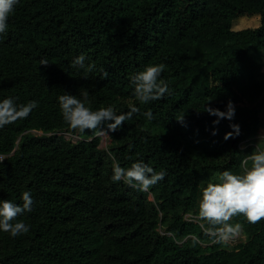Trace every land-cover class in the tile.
<instances>
[{
  "label": "trees",
  "instance_id": "1",
  "mask_svg": "<svg viewBox=\"0 0 264 264\" xmlns=\"http://www.w3.org/2000/svg\"><path fill=\"white\" fill-rule=\"evenodd\" d=\"M255 16L258 26L234 28ZM7 23L0 101L38 106L0 128V201L22 205L25 191L34 201L17 217L27 233L0 230V264H264V219L233 217L242 231L230 244L198 218L207 184L225 170L244 174L264 150V0H19ZM80 55L85 69L72 67ZM150 64L165 65L171 94L141 104L131 77ZM85 91L92 110L140 109L106 147L104 131L63 119L58 97ZM210 99L221 111L232 101L234 118L214 125ZM231 124L240 133L225 140ZM138 160L164 179L146 191L112 180L114 164Z\"/></svg>",
  "mask_w": 264,
  "mask_h": 264
},
{
  "label": "clouds",
  "instance_id": "2",
  "mask_svg": "<svg viewBox=\"0 0 264 264\" xmlns=\"http://www.w3.org/2000/svg\"><path fill=\"white\" fill-rule=\"evenodd\" d=\"M18 3L19 0H0V34L8 30L9 16ZM85 59L83 55L76 57L72 67L85 69ZM40 64L47 66L49 63L46 59H41ZM164 70V64H150L131 77L135 97L141 104L171 94L169 84L160 79ZM107 75L106 71L103 72L104 77ZM81 95L83 99L68 93L58 97L64 121L72 130H79L81 133L86 130L115 132L126 120L131 119L133 114H140V109L134 105L129 106L127 113L120 114L112 106L92 110L86 106L88 93L85 91ZM211 101L210 99L205 103L204 111L217 117L213 121L214 125L219 124L221 118L229 120L234 118L235 107L232 101H228L226 111L211 107ZM37 106V101L17 104L14 98L3 99L0 101V128L27 118ZM142 114L149 120L153 118L151 111ZM183 119L182 116L178 120L183 123ZM105 122H108L106 129L101 127ZM230 127L233 131L225 134V140L240 133L238 124H231ZM213 134H216L215 131ZM248 160H251V166L244 174H233L225 170L220 174L218 183L209 182L202 191L198 218L208 222L210 227L204 231L214 239V242L228 243L239 236L242 225L229 223L237 215L242 214L252 224L264 219V150L253 153ZM165 175L164 171L157 172L143 160H138L127 169L114 164L112 180L114 182L123 180L137 190L146 191L163 180ZM22 200V205L10 200L0 201V230L10 233L13 237L29 231V226L17 220V217L25 212H31L34 201L28 191L23 192Z\"/></svg>",
  "mask_w": 264,
  "mask_h": 264
},
{
  "label": "rangeland",
  "instance_id": "3",
  "mask_svg": "<svg viewBox=\"0 0 264 264\" xmlns=\"http://www.w3.org/2000/svg\"><path fill=\"white\" fill-rule=\"evenodd\" d=\"M258 24H259L258 17L255 16V17H251V18L241 19L240 21H238L234 24V28L235 29H241V28H246V27H256V26H258ZM258 76H259L258 78L264 82V63H263L262 70ZM261 116H262L263 122H262V126L259 130V137L257 140L260 142H263V146H264V106H263ZM108 134L109 133H106L105 131L100 133V135L102 136L101 147L102 146L106 147L107 144L110 142V137ZM64 135L67 138H70L74 141L78 139V136L76 134H72L71 132L64 133ZM186 217H189V214H186ZM229 242H230V244H235L236 238L233 240H230Z\"/></svg>",
  "mask_w": 264,
  "mask_h": 264
},
{
  "label": "built area",
  "instance_id": "4",
  "mask_svg": "<svg viewBox=\"0 0 264 264\" xmlns=\"http://www.w3.org/2000/svg\"><path fill=\"white\" fill-rule=\"evenodd\" d=\"M3 158V156H0V159H2Z\"/></svg>",
  "mask_w": 264,
  "mask_h": 264
}]
</instances>
